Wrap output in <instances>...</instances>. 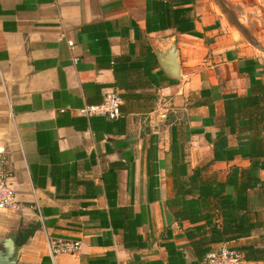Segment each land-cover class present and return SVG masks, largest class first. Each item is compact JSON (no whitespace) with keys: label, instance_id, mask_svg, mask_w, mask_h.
<instances>
[{"label":"crops","instance_id":"0c3cea01","mask_svg":"<svg viewBox=\"0 0 264 264\" xmlns=\"http://www.w3.org/2000/svg\"><path fill=\"white\" fill-rule=\"evenodd\" d=\"M168 3L192 6L179 20L188 30L168 26ZM251 10L258 31L246 36L230 21ZM172 44L179 77L156 53ZM257 81L264 0H0V158L23 204L0 209V242L12 238L16 264H195L218 248H264V167L250 170L264 163V139L261 156L253 143L264 99L245 100ZM112 90L116 115L80 112ZM232 170L237 187L222 195L245 188L230 222L244 214L253 228L210 242L223 212L199 188ZM56 238L80 241L78 253L52 261Z\"/></svg>","mask_w":264,"mask_h":264},{"label":"trees","instance_id":"16d2710c","mask_svg":"<svg viewBox=\"0 0 264 264\" xmlns=\"http://www.w3.org/2000/svg\"><path fill=\"white\" fill-rule=\"evenodd\" d=\"M189 3V1H188ZM168 8H169V14H172V19H166L168 26H175L177 30L184 31L188 30L189 25L186 24L185 27H183L181 24H179V20H183L184 16L183 13H188L191 9L192 6L188 7H175L168 3ZM191 26V25H190ZM251 91L246 97V105H255L258 103L259 100L264 99V83L257 81L255 85L250 86ZM121 95V94H120ZM122 97V96H121ZM227 123L230 126H233V119L232 116L229 115L227 117ZM263 139L264 135L261 137L256 138V140L253 142L258 149L256 150L254 155H262L261 151V145L263 144ZM224 140V139H223ZM222 138L217 139L214 142V152L216 154V151L222 147ZM259 167H264V163H254L251 164L250 170L256 171ZM236 170V169H235ZM197 170L195 169V172ZM234 170L229 173L228 177L224 182H220L215 184V186H204L199 188V192L202 193L205 189H207V195H212L213 197H216L218 200V204L222 208L223 212V224H221L220 227H218L215 223L210 226V236H209V241L210 242H218V241H224V240H232V239H237L243 236L249 235L251 229L253 228V225L250 223H246L244 221V214L240 217V222L236 225H232L230 222V219L232 218V208L237 207V208H242V201L241 198L243 196V190L245 187H242L241 189L238 190L237 192V200L234 201L231 197V195L225 194L222 195V190L225 188L226 185H233L234 187H237V180L234 178L232 179L233 175L232 173ZM196 179L193 177L191 179L192 182H194ZM216 188V189H214ZM185 205L187 207V214H189V219L192 220L194 219V215L197 212V201H194V199H187L184 200ZM238 251L242 258L244 260H264V248L262 247H256L251 244H246L238 248Z\"/></svg>","mask_w":264,"mask_h":264},{"label":"built area","instance_id":"2783aa9c","mask_svg":"<svg viewBox=\"0 0 264 264\" xmlns=\"http://www.w3.org/2000/svg\"><path fill=\"white\" fill-rule=\"evenodd\" d=\"M67 44L72 46L71 40ZM122 97L117 91H109L104 95L103 101L96 105H87L80 109L86 115L102 114L114 116L118 113ZM3 159L0 158V209L20 210L23 204L18 200L16 193L5 172ZM80 249V241L56 238L47 242V250L52 261L60 254H76ZM244 259L241 254L233 249L218 248L207 252L203 258L195 264H243ZM193 264V263H185Z\"/></svg>","mask_w":264,"mask_h":264},{"label":"water","instance_id":"95a60500","mask_svg":"<svg viewBox=\"0 0 264 264\" xmlns=\"http://www.w3.org/2000/svg\"><path fill=\"white\" fill-rule=\"evenodd\" d=\"M157 57L164 71L173 77H179L178 52L172 44L166 52L157 51ZM18 248L11 237L0 242V264H16Z\"/></svg>","mask_w":264,"mask_h":264},{"label":"rangeland","instance_id":"374dc122","mask_svg":"<svg viewBox=\"0 0 264 264\" xmlns=\"http://www.w3.org/2000/svg\"><path fill=\"white\" fill-rule=\"evenodd\" d=\"M249 6H252V5H249ZM256 8L263 9V5L261 6L259 4L257 5ZM241 17H242V22H239V21H230V22L234 24V26L240 31L247 32L246 36H252V31H258V30H255L256 25L252 18L253 17L252 10L250 12H244V16H241Z\"/></svg>","mask_w":264,"mask_h":264}]
</instances>
